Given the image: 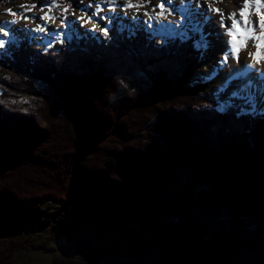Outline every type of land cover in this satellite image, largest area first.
Returning a JSON list of instances; mask_svg holds the SVG:
<instances>
[{"label": "trees", "instance_id": "obj_1", "mask_svg": "<svg viewBox=\"0 0 264 264\" xmlns=\"http://www.w3.org/2000/svg\"><path fill=\"white\" fill-rule=\"evenodd\" d=\"M193 42L148 41L142 33L126 39L112 30L101 44L86 37L44 53L26 42L7 46L0 56V234L60 228L58 212L50 223L41 216L68 208L60 225L74 223L62 231L106 221L143 243L76 242L49 264L228 258L232 237L225 248L218 236L204 241L203 214L227 209L231 223L264 220V116L237 115L239 106L216 111L196 73L201 53ZM22 246L17 239L0 247V264H12Z\"/></svg>", "mask_w": 264, "mask_h": 264}, {"label": "rangeland", "instance_id": "obj_2", "mask_svg": "<svg viewBox=\"0 0 264 264\" xmlns=\"http://www.w3.org/2000/svg\"><path fill=\"white\" fill-rule=\"evenodd\" d=\"M57 1L56 2L60 5V7L53 8L52 12L49 13L54 18L55 21V22H50V26L53 25L58 26V24L61 23L60 20L63 19L62 21L64 22L63 24L64 26L68 22H72V24H77L81 26V29L86 27V23H84L81 19H79L81 15H86L85 12L87 11V9L85 5H89L90 3H92L91 5L94 6L98 2V0H57ZM239 1L242 0H215L217 5H219L221 9L224 10L227 16L229 15V11L228 9L224 8V5L230 2L233 6H235L234 4H237ZM49 2H52V0H35V1L15 0L14 3L10 5L0 3V23L2 22L7 23L9 25V29H11L12 32L14 31L15 28L16 31L19 30V31H24L23 33H26L25 29L31 27L29 26L28 28L26 27L22 28L21 26L27 19H23L21 17H27L29 19V17L33 15V20H29L31 21V23H26V26L30 24H34L36 26L40 25L44 27L43 23L39 21V18L45 15V12L47 11V3ZM131 2L133 4H137L140 3L141 0H131ZM160 2L161 0H150V3H147V7H141L138 11L136 8H128L125 11L122 10V8L125 5L124 3H126V0H119V6L117 7V10L119 11L116 12L112 11L111 14L110 13L109 14L105 13V14L108 16L118 18L116 20L126 19V18L129 19V17L136 18V17H140L141 15H144L145 11H148L150 14H153L152 13L153 7ZM65 4L71 5L68 12L66 13L63 12V6ZM32 5H36V7L28 11L27 9L31 8ZM42 7L45 8V11L40 10ZM110 7H112V5L110 6L106 5L104 10L106 9L109 10ZM89 8L93 9L90 12L91 14L96 11V8L94 7H89ZM7 9L11 10V13L10 12L7 13L6 11ZM156 11L158 12L159 8H157ZM12 12L14 13L12 14ZM103 14L104 13H102V15ZM211 15L214 14L212 13ZM146 17L148 18V16ZM218 17L221 18V15H219ZM223 17H225V15H223ZM1 18H4L5 21L2 20ZM92 19L93 22H95L94 16L92 17ZM154 19L152 20L154 21ZM213 19H215V17H209L208 23L204 25V34L205 36L206 35L209 36L207 37L208 38L207 40L209 41V47L207 50L203 52L201 58V67L196 71V73L199 75L201 82L207 85L208 92L211 97H213V92L220 83L217 80L219 77H217V79L215 78V80H211L210 82L204 80L203 77L207 75L209 72H211L214 67L217 66L218 61L223 59L226 44L223 37L219 35V30H220L219 28L225 27L227 24H229L228 22H226L223 23L224 26H221L219 19H215V20ZM250 19L254 22H258V17L256 16L255 13L250 15ZM13 20H15L16 22L12 23ZM159 20H163V21L167 20L169 21L168 22L169 24L170 22L178 21L179 16L175 14V16H171V17L166 16V18H161ZM165 23L166 24L164 25H167V22ZM97 28L101 30V28L103 27L98 26ZM47 29L49 28H46V30ZM32 31H35V29ZM44 33H47V31H45ZM223 35L225 34L223 33ZM42 36H44V34ZM226 37H228V35H226L225 38ZM10 38L11 36L4 37L3 35L0 37V39H5V40ZM192 38L195 41L199 39V36L194 35ZM216 41H220L219 47H216ZM44 42H47L46 38L44 39ZM251 47H255V41L253 39L247 40L246 43V48H251ZM260 53L261 55H264V48L260 49ZM210 60H212V63L214 65L208 67L206 64H208ZM261 60L264 61V59ZM243 65L246 64L245 63L243 64V62H239L233 65L232 67H229V70L228 69L227 70L231 71L232 69L239 68ZM227 70L220 71L219 75L222 76L224 73H226ZM253 79L254 81L256 80V78ZM235 104H238V102H235ZM258 111L260 110L258 109L255 114L259 113ZM201 187H203L202 188L203 190L208 189V187L206 186H201ZM56 212H58L59 214L57 218L54 220L53 224H57L58 227L60 226V228H53L46 224L43 225V227L45 228L47 226L49 227V230L37 226L33 228L28 227L26 230L18 231L13 237L11 236L6 237L5 235L0 234V247L9 244V241L11 240L16 241L17 239H19L21 244H23V246L18 248V250L14 253L12 264H49V262H51L52 260L53 254L56 251H60V249L69 247L76 242H81L85 244L94 245L96 247H102L108 249H110L111 247H115L113 245L120 242L125 245L127 243L135 244V245L136 243L137 244L143 243L142 241L136 239V237L132 235L131 236L127 235L126 237V235L122 233L118 227H115L116 226L115 224L111 225L109 222L106 221L102 222V224L95 223L93 221H88L81 226L78 232L67 233L65 230L71 229L73 226L72 223L74 222H70L64 225V227L60 225V222H61V218H63V220L66 221L65 216L69 214L68 208L58 211V209L53 207L48 211H46V213L41 216V220L50 223L54 217V213ZM195 213L198 214L197 211ZM109 215L112 214L111 213L106 214V216ZM203 215L204 216L202 218V225L208 229V234L204 238V241H209V240L211 241V237L218 236L221 239L222 248H225L228 241L227 237L228 236L232 237L231 238L232 247L230 253L226 254L228 258L223 257L220 260L210 262L209 264H264V220H260L255 216H251V217L240 216L238 217L240 218L238 222L233 221V223H231V219H232L230 216L231 214L227 209H219L217 212H212L211 214L208 213ZM170 220H172L173 222H177L178 218L171 217ZM128 226L130 228L136 227V225H131V224H129ZM63 229L65 230L62 231ZM191 240L192 239H188L187 241H191ZM148 246L152 249H155V247L151 243H149ZM209 249H212V246L210 244H208L207 247H203L205 254Z\"/></svg>", "mask_w": 264, "mask_h": 264}, {"label": "snow or ice", "instance_id": "obj_3", "mask_svg": "<svg viewBox=\"0 0 264 264\" xmlns=\"http://www.w3.org/2000/svg\"><path fill=\"white\" fill-rule=\"evenodd\" d=\"M104 3L112 5L113 7H110L109 10L115 11V6H117L118 0H98L94 5L96 11L90 16L81 15L79 19L84 23H91L92 29L95 30L99 25L93 22L92 17L98 15L100 11H104V8L102 7ZM147 3H150V0H141V2L137 4H133L131 0H126L122 10L126 11L128 8H136L138 11L141 7H147ZM35 7L36 5H32L31 8H28L27 10L30 11ZM57 7H60V5L56 3V0H52V3L47 6L45 15L40 19L55 22L54 18L48 15V13H51L53 8ZM70 7V4H65L63 6V12H68ZM89 7H93V5L90 4ZM251 7L252 5L249 3V0H245L238 14L234 12L229 15V19L232 20V23L230 26H227V34L232 38L231 47H225L223 59L218 61L217 66L203 77L204 80L210 82L212 79L216 78L219 75V72L224 70V65L229 58L236 56L238 59L239 51L246 47L247 40L253 39L255 41V47L258 50L264 48V11H262L264 5H262V0H255V14L258 17V22H254L250 19L251 13L249 12V9ZM157 8H159L158 12L156 11ZM40 10L45 11V8L42 7ZM9 12L11 13V10H9ZM152 13L154 15L145 11L144 15L148 16L149 20H152L154 18H166V16L175 13L179 16V20L154 29L150 35L171 38L178 37L182 42H187L191 40L194 35H198L199 39L193 42L192 47L194 51L201 53L202 58L203 52L209 47V41L204 34V25L208 23L209 17L204 12H200L197 8L187 2H182L179 6H174L172 5L171 0H161L160 3L153 7ZM237 15L239 16V19H237ZM21 18L28 19L27 17ZM101 19H106L111 22L118 18L101 17ZM223 20L224 17L221 15V26H224ZM15 22V20L12 21V23ZM61 24L63 26L64 22L61 21ZM6 27L7 25L0 26V33H2L4 37L11 36V38L7 40L0 39V49L5 48L6 45H14L16 43V37L12 34V30L9 29L6 31ZM125 27L126 26L121 23L118 26L119 31H123ZM148 27L152 26L148 25ZM35 31L45 32L46 29L43 26L38 25ZM101 31L105 37L109 36L108 27L101 28ZM134 34V31H129L130 36ZM53 35L55 36L56 34L54 33ZM237 36L242 37V39L238 41ZM68 38H70V36ZM225 44L227 45L228 42L225 41ZM4 54L7 55L6 52ZM249 56L254 60L257 57L259 59H264V55H261L259 51L255 54L249 53ZM254 67L255 63L252 65H243L227 72L225 78L219 83L213 92L216 101V111L225 113L230 109L237 108L238 106L235 104V101L241 100L243 101L244 106L239 107L237 115L255 114L258 109L264 112V75L256 77V80L259 81V83H256L253 79L254 73L251 71ZM234 83H236L237 86L232 88ZM229 89L232 90L229 92Z\"/></svg>", "mask_w": 264, "mask_h": 264}, {"label": "bare ground", "instance_id": "obj_4", "mask_svg": "<svg viewBox=\"0 0 264 264\" xmlns=\"http://www.w3.org/2000/svg\"><path fill=\"white\" fill-rule=\"evenodd\" d=\"M182 2H187V3H190L193 7H195V8H197L200 12H204L208 17H215V19H219V21H220V19L221 18H219L218 16L219 15H225V17H224V22L223 23H226V22H228L229 24H227L228 26H230L231 25V23H232V20L231 19H229V15L231 14V13H239V11L241 10V6L243 5V3L245 2V0H242V1H239L237 4H234L235 6H233L230 2H228L226 5H224V8H226V9H228V11H229V15L227 16L226 14H225V12H224V10L223 9H221V7L219 6V5H217V3L215 2V0H171V3H172V5H174V6H179ZM52 2H49V3H47V6H49L50 4H51ZM57 3V2H56ZM249 3L252 5V7L249 9V12L251 13V14H253V13H255V0H249ZM58 4V3H57ZM201 4H202V6H201ZM9 5V4H8ZM262 5H264V0H262ZM103 6V8H105V6L104 5H102ZM201 6V7H200ZM94 7V6H93ZM95 8V7H94ZM107 8V7H106ZM213 9V10H212ZM212 10V11H211ZM218 10V11H217ZM221 10H223V11H221ZM262 10H264V8H262ZM7 11V13H9V9H7L6 10ZM14 12H12V14H13ZM214 14V15H211V14ZM8 15H11V14H8ZM15 15V14H14ZM48 15H50L49 13H48ZM44 16V15H43ZM51 16V15H50ZM52 17V16H51ZM41 18V17H40ZM39 18V21H41L42 23H43V25H44V28L46 29V28H48V26H50V22L51 21H45V20H42V19H40ZM2 20H4V18H1ZM215 19H213V20H215ZM237 19H239V16L237 15ZM29 20H33V15L31 16V17H29V19H27L24 23H23V25L21 26L22 28L23 27H26V28H28L30 25H27L26 26V23H31V21H29ZM5 21V20H4ZM37 21V20H36ZM210 21H211V19H210ZM215 22V21H214ZM20 23V22H19ZM18 23V24H19ZM168 23V22H167ZM164 24H166L165 22H157V25H156V22H153V20H151L150 22H149V24L148 25H151L152 27V29L154 30V28L156 27V28H159V27H161L162 25H164ZM0 25H7V27L5 28V30L7 31L8 29H9V25L7 24V23H5V22H2V23H0ZM66 25H69V23H67V24H65V26ZM227 25L225 26V27H221V28H219L220 30H219V35L220 36H222L223 37V39L225 40V41H227L228 42V44L226 45L227 47H231V37H226L225 38V36L226 35H228L227 34ZM58 26H60V27H63L62 26V24L61 23H59L58 24ZM11 28V27H10ZM155 28V29H156ZM34 29H36V28H34ZM34 29H32V28H28V29H25L26 30V33H23L24 35H26V36H28V37H33V38H35V37H37V36H40V38H41V40H42V42H44V39L46 38V40H48V37H47V35L46 34H48L49 33V29H47L46 31H47V33H44V32H38V31H32V30H34ZM12 33H16V30H15V28H14V31L12 32ZM223 33L225 34V35H223ZM13 34V35H14ZM44 34V36H42ZM3 34L2 33H0V37L2 36ZM242 39V37H240V36H237V40L239 41V40H241ZM44 43H48V41L47 42H44ZM220 46V41H216V47H219ZM249 49V50H248ZM260 52V49L258 50L256 47H251V48H246V47H244V48H242L240 51H239V54H238V59L236 58V56H233V57H231V58H229L228 59V61H227V63L224 65V70L223 71H225V70H229V67H232L233 65H235L236 63H239V62H243V64L245 63L246 65H252L253 63H255V67L254 68H252L251 69V71H252V73H254V77L253 78H256V77H259V76H262V75H264V61H262L261 59H259L258 57L254 60L252 57H250L249 56V53H253V54H255V53H257V52ZM212 58H214V57H212ZM208 67H211L212 65H214L213 63H212V60H210L209 62H208V64H206ZM228 70L226 71V73H224L222 76L221 75H218L217 77H219L218 79H217V77H216V79L218 80V82H221L224 78H225V75L227 74V72H228ZM212 80H215V78L214 79H212ZM255 82L256 83H259V81L258 80H255ZM233 87L232 88H235L237 85H236V83H234L233 85H232ZM232 89H230L229 90V92L231 91ZM227 95V94H226ZM238 100H236L235 102H237Z\"/></svg>", "mask_w": 264, "mask_h": 264}, {"label": "water", "instance_id": "obj_5", "mask_svg": "<svg viewBox=\"0 0 264 264\" xmlns=\"http://www.w3.org/2000/svg\"><path fill=\"white\" fill-rule=\"evenodd\" d=\"M173 14H174V13H173ZM173 14H172V15H173Z\"/></svg>", "mask_w": 264, "mask_h": 264}]
</instances>
